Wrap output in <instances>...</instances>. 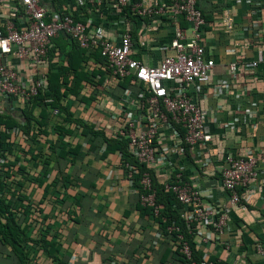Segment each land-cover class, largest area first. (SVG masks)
<instances>
[{
    "label": "crops",
    "instance_id": "obj_1",
    "mask_svg": "<svg viewBox=\"0 0 264 264\" xmlns=\"http://www.w3.org/2000/svg\"><path fill=\"white\" fill-rule=\"evenodd\" d=\"M39 1L46 9V21L75 15L89 22L90 30L109 33L116 19L115 10L100 0ZM198 5L205 22L201 44L214 66L208 84L199 89L190 86L189 92L206 112L204 129L210 140L195 147L199 152L196 162L187 161L185 149L178 147L168 156L170 165L153 173L159 183L165 182L166 170L186 174V180L199 188L204 203L227 212L229 220L221 235H216L208 222H195L193 241L204 260L264 264V255L255 251L256 244H264V0H198ZM18 6L17 0H0V28L7 21L17 29L25 28ZM147 25L146 20L131 25V57L156 66L166 53H172L167 49L171 27L147 30ZM69 48L68 37L59 34L52 38L47 60L38 67L46 81L49 71L67 66ZM0 61L11 66L26 85L37 73L38 68L11 53L0 56ZM74 62L86 78L74 83L73 74L68 73L67 82L61 84L70 88L77 84L75 94L61 100L74 121L66 122L45 107L48 117L46 127H41L43 133L38 134L37 127L29 135L16 128L8 130L10 152L2 162L12 164L15 158L18 162L6 170L11 175L4 180L3 195L15 199L21 226L25 224L20 204L31 215L25 226L27 247L44 239L53 240L57 249L52 257L34 248L28 264H184L175 255L170 236L137 209L138 188L121 153L106 151L104 138L115 139L114 129L138 118L127 99L137 96L139 85L129 77L114 81L97 55H82ZM252 62L257 63L256 68L249 65ZM231 63L237 64L233 73L228 69ZM15 106V100L0 96V112L17 117L21 110ZM41 109L33 108L36 119ZM78 123L99 136L82 132ZM167 133L159 131L157 140L170 147L179 143ZM59 145L70 152L60 157ZM234 152H252L257 159V178L241 191L246 210L228 203L218 176L225 157ZM166 249L170 252L162 262ZM0 264H19L10 248L1 243Z\"/></svg>",
    "mask_w": 264,
    "mask_h": 264
},
{
    "label": "built area",
    "instance_id": "obj_2",
    "mask_svg": "<svg viewBox=\"0 0 264 264\" xmlns=\"http://www.w3.org/2000/svg\"><path fill=\"white\" fill-rule=\"evenodd\" d=\"M17 1L25 18V28L17 29L11 21L3 24L0 28V56L11 53L36 68L41 67L47 60L52 38L62 34L85 51V55L98 53L102 67L114 81L129 77L139 85L137 96L127 99L135 106L138 118L114 129L113 137L126 140L128 153L143 169L140 184L143 190L151 192L140 199L142 203L152 205L154 193L150 171L170 165L168 156L178 147L185 149L187 161L196 162L199 152L195 147L210 140L204 129L206 112L189 92L190 86L199 89L208 84L214 66L201 44L205 22L197 0H100L116 13L109 33L99 28L90 30L89 22L75 20L69 14L46 21V9L39 0ZM141 20L147 21L148 25L144 26L147 30L171 27L172 38L167 49L172 53H166L156 66L131 57L134 43L131 25ZM249 65L256 68L257 63ZM228 69L235 72L237 64L231 63ZM46 86V75L39 68L33 81L26 85L20 82L11 66L0 61V96L15 100L17 110L23 109L27 101L38 91H44ZM162 129L168 132L167 137L177 139L179 143L170 147L161 139L157 140V133ZM125 166L136 172L134 166ZM257 175V159L252 152L229 153L218 173L228 203L246 210L241 191L247 190ZM186 176L166 170L165 189L187 208L184 213L187 221L208 222L216 235L223 234L229 220L227 212L204 203L199 188L187 181ZM179 251L189 258L187 244L182 243ZM255 251L264 255V244H256ZM207 264L225 263L216 259Z\"/></svg>",
    "mask_w": 264,
    "mask_h": 264
},
{
    "label": "trees",
    "instance_id": "obj_3",
    "mask_svg": "<svg viewBox=\"0 0 264 264\" xmlns=\"http://www.w3.org/2000/svg\"><path fill=\"white\" fill-rule=\"evenodd\" d=\"M197 6L199 7L198 0ZM18 9V11L22 13L21 7H18ZM72 17L75 20H78L75 15ZM69 40L70 48L66 53L68 62L67 66H58L53 71H49L46 89L44 91H38L36 95L31 97L25 104L24 108L21 109L19 116L17 115L16 117L12 113L0 112V243L10 248L11 253L17 258L19 264H28L30 256L32 252H34L32 251L34 248H41L52 257L56 256L57 249L53 240L45 241L44 239H36V241H34L36 245L32 248L27 247L29 238L26 236L25 226L30 222L29 219L31 215L29 211H27V208H23V205L20 204V207L24 210V215H21L20 217L25 224L21 226L17 213H15V199L9 200L3 195L6 185L4 180L11 175L6 170H9L11 166L18 162V158H15L14 163L12 164L2 162L6 158L5 154L10 152V147L7 142V139L9 138L8 130L16 128L20 129L24 134L29 135L30 130L37 127V133H43L41 127H46V120L48 117L45 107H47L48 110H55L58 116L62 117L66 122L74 121L70 113H68L65 107L61 105V100L68 94H75L77 84L71 88L67 85L61 84L67 82L68 73L73 74L74 83H78L81 78H86V75L78 69V64H75L74 61L76 58H78V62L82 55L88 57L91 55H97L101 61L102 59L98 53L85 55V51L80 49L74 41L71 39ZM35 106L42 107L39 119H36L32 114ZM78 124L83 128L82 132H89L92 136H99L87 125L82 123ZM104 140L107 144L106 151L118 150L121 153L122 163L135 167L136 172L132 171V179L134 185L138 188L136 207L141 214L149 216L155 223H157L164 234L170 236L172 243L175 246V255L178 256L184 264H207L208 261H215V258H208L207 260L203 259L202 252L196 249L195 242L193 241L196 224L195 222L187 221L184 217V212H186L187 208L177 201L175 195L170 190L165 189L163 183L156 181L155 174L151 171V190L154 193V201L152 205L141 202V196H145L151 191L142 189L140 175L143 169L138 165L135 158L128 153L126 140L105 138ZM69 152L70 149L61 146L58 155L63 157ZM182 243L187 244L189 248V258H186L179 251ZM169 252L170 251L167 249L164 251L161 259L162 262L168 256Z\"/></svg>",
    "mask_w": 264,
    "mask_h": 264
}]
</instances>
